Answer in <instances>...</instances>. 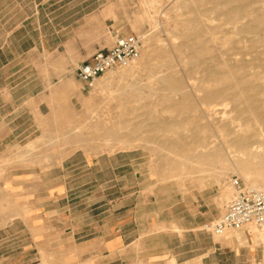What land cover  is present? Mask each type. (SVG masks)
<instances>
[{
    "label": "rangeland",
    "instance_id": "374dc122",
    "mask_svg": "<svg viewBox=\"0 0 264 264\" xmlns=\"http://www.w3.org/2000/svg\"><path fill=\"white\" fill-rule=\"evenodd\" d=\"M244 8L264 11V0H0V106L8 91L14 99L34 96L26 112L0 110V120L11 127L31 126L0 148V264L76 263L74 242L63 232L65 218H82L104 196L72 192L56 201L46 193L26 195L24 185L40 183L42 176L49 184L95 189L103 179L100 167L116 171L113 183L130 187L133 196L116 195L128 196L124 213L134 211L140 242L148 247L177 245L151 242L181 229L208 235L201 228L223 213L232 177L264 188V25L253 24L254 14L243 15ZM126 34L141 39L136 63L84 88L76 67ZM236 69L249 82L255 109L232 97L244 91L235 79L220 81L221 70ZM170 73L189 97L183 109L163 100L182 98L160 82ZM213 91L231 95L205 101ZM232 130L248 138L246 146L254 144L258 152L251 161L259 170H240L232 156L240 147L227 136ZM33 205L47 213L49 227L58 226L37 239V248L28 235H19L18 223L5 229ZM206 212L212 220L201 216ZM248 231L259 256L255 264H264V228Z\"/></svg>",
    "mask_w": 264,
    "mask_h": 264
},
{
    "label": "crops",
    "instance_id": "0c3cea01",
    "mask_svg": "<svg viewBox=\"0 0 264 264\" xmlns=\"http://www.w3.org/2000/svg\"><path fill=\"white\" fill-rule=\"evenodd\" d=\"M8 94L7 99L0 106V110L9 113L18 110L26 112V102L34 97L24 94L21 98L14 99L10 91ZM29 127L31 126L24 127L21 131L19 125L18 127H11L10 122H6L5 117L2 118L0 120V148L8 142L11 143L12 138L16 140L21 134L29 130ZM17 128H19L18 132L15 131ZM86 170L83 169V172ZM97 172L103 179L97 182L95 189H92L90 184L85 185L84 183L82 185L74 184L72 187L66 183L63 185L49 184L43 182V176L40 183L24 185L26 195L35 196L39 193H46L48 199L56 201L64 197L68 198L72 192H98L99 195L104 196L98 205L89 209L88 214L83 213L82 218L79 219L70 214L68 218H65L63 232L66 231L68 239H72L74 242L77 258L75 264H130L140 260L146 264H255L259 258L256 249H252L254 237L250 231L246 230L229 232L222 238H215L209 234L191 231L188 233L181 229L180 233L164 234L160 235L161 237L152 238V244L157 243V241H167L166 239L169 242L176 240L177 245L173 247L166 244L159 247H148L146 240H142V244L139 236V223L134 211L130 210L124 213L128 196L121 194L118 197L116 195L117 192H131L130 187L121 188L119 183H113V177L117 176L116 171L110 173L107 167L104 169L100 167ZM82 176L84 177L85 174ZM112 193L115 195H111ZM53 195L56 197L54 198ZM129 196L132 200L133 193L131 192ZM70 200L72 199H68V202ZM52 213L51 215L55 214ZM46 215L47 213L38 210L33 205V207L26 208L21 216L12 219L5 229L10 230L18 223L19 235H24V239L28 235L37 248V244L40 243L37 239H40L44 232L53 229L58 231V226L53 228L52 225L51 227L47 225ZM201 216H206L205 221L213 219V216L207 212ZM237 234L239 238L236 237ZM187 236H191L190 246H187ZM137 244L142 246L136 249L134 247Z\"/></svg>",
    "mask_w": 264,
    "mask_h": 264
},
{
    "label": "built area",
    "instance_id": "2783aa9c",
    "mask_svg": "<svg viewBox=\"0 0 264 264\" xmlns=\"http://www.w3.org/2000/svg\"><path fill=\"white\" fill-rule=\"evenodd\" d=\"M141 39L136 34L116 35L110 48L96 51L75 69L84 88L93 89L98 79L113 69L132 66L139 58ZM232 197L221 216L202 226L212 237L222 238L229 232L264 228V191L246 186L239 178L229 180Z\"/></svg>",
    "mask_w": 264,
    "mask_h": 264
},
{
    "label": "bare ground",
    "instance_id": "6f19581e",
    "mask_svg": "<svg viewBox=\"0 0 264 264\" xmlns=\"http://www.w3.org/2000/svg\"><path fill=\"white\" fill-rule=\"evenodd\" d=\"M235 3H237V2H235ZM239 3H241V2H239ZM238 3V4H239ZM243 3V2H242ZM237 8V7H236ZM233 9V8H232ZM245 9H247V8H244V10ZM243 10V9H242ZM241 10V11H242ZM230 11V10H229ZM246 11V13L245 14H243V15H251L252 13L254 14V11L253 12H251V11H248V10H245ZM256 12H258V11H256ZM227 13H228V11H227ZM235 14L237 15V19H240L243 15H242V13L239 11V10H237L236 9V11H235ZM228 15V14H227ZM238 16H240L239 18H238ZM229 18V17H228ZM230 19V18H229ZM252 20V22H253V24H255V25H264V11H261V12H258V13H255L254 14V16H253V18H251ZM235 20V19H234ZM236 22V21H235ZM239 25H241V23H238ZM252 24V23H251ZM244 25V24H243ZM242 25V26H243ZM246 25V24H245ZM250 25V24H249ZM248 27V26H247ZM238 28V27H237ZM244 31H247V30H244ZM240 32V31H239ZM199 50V49H198ZM193 51L195 52V51H197V50H194L193 49ZM196 53V52H195ZM191 64H192V66H194V65H196V63L192 60V62H191ZM224 67V66H223ZM219 69L220 68H222L221 66L220 67H218ZM234 68H236V67H233L232 68V70L234 69ZM229 70H231V68L229 67L228 68ZM235 70V69H234ZM237 70V69H236ZM240 70V69H239ZM221 71H223V77H224V80H220V81H225V79H235L234 81H235V83H236V86L237 87H239V86H241V87H244V91H240L241 93L237 96V94H236V96H234V95H232V97H234V98H236L237 100H240V102H245L246 104H247V106L250 108V109H255V105L257 104V101H256V103L254 102V99L251 97V95L249 94V91L247 92L246 91V86H247V84L249 83L248 81H247V79H246V81H245V79H243L244 78V76L242 77V73H241V71H236V72H226V73H224V70H221ZM226 71H228L227 70V68H226ZM243 71H246V70H243ZM247 72V71H246ZM248 73V72H247ZM256 73V72H255ZM245 74V73H244ZM249 74V73H248ZM247 74V75H248ZM254 74V73H253ZM258 74V73H257ZM247 75H245V78H246V76ZM250 76V75H249ZM254 76H256V75H254ZM254 76H252V79H254ZM257 76H259V75H257ZM218 77H219V74H218ZM217 79V78H216ZM215 79V80H216ZM257 79V78H256ZM255 79V80H256ZM251 80V79H250ZM216 81H218V80H216ZM229 80H227V82H228ZM252 81V80H251ZM160 82L161 83H163L164 84V88H165V90L166 91H169L170 92V94H177V93H180V94H182V98L179 100V101H174L173 100V98H172V96H170V97H167V98H165V99H163L164 101H165V104H167L168 106H169V108H172V109H183L184 107H186L189 103H190V100H189V97L187 96V95H185V94H183L181 91H182V83L181 82H179V80H177V79H175L172 75H171V73L170 74H168V75H165L164 77H162V78H160ZM231 82V81H230ZM229 82V83H230ZM248 82V83H247ZM253 82V81H252ZM251 82V83H252ZM221 83V82H220ZM228 83V84H229ZM254 83V82H253ZM227 83H226V85H228ZM225 85V84H224ZM225 85V86H226ZM229 85H231V84H229ZM229 89H230V87H229ZM235 89H237V88H235ZM239 89H240V87H239ZM226 90V89H225ZM241 90V89H240ZM229 91V90H228ZM228 91H227V94L225 93V92H223V91H218V92H214V93H209L208 95H206V97L204 98V100L205 101H212V102H214V101H216V99H218V98H225L228 94H230V92L228 93ZM231 91H235L234 90V87H233V89L231 90ZM235 92H237V91H235ZM255 92V91H254ZM237 93H239V91L237 92ZM235 94V93H234ZM257 94V93H256ZM231 95V94H230ZM231 97V98H232ZM256 97H257V95H256ZM207 103V102H206ZM209 103V102H208ZM261 104V103H260ZM216 106H222V103H216L215 104ZM258 107V106H257ZM74 133V132H73ZM227 136H229L230 137V140H231V142L232 143H234L236 146H238V147H240V152H237V151H234L233 152V154H232V156L234 157V160L236 161V163H237V165H238V167L240 168V170L243 172V173H247V171L248 170H252V169H256V170H259L260 168H261V166L260 165H253L252 164V161H251V159L252 158H255L256 157V153L258 152V150L256 149V147H254L253 145L254 144H250L249 146H246L247 144L246 143H248V138H246V137H242L241 135H238V131L237 130H232V131H230L229 132V134L227 135ZM251 140H254V138H251ZM243 149H247V152H243L244 150ZM215 156H216V158H219L220 157V151H217L216 153H215ZM232 157V158H233ZM251 188H254V189H259V190H262V191H264V188H262L260 185H258L257 184V182L256 181H252V183H251V186H250ZM254 228V227H253Z\"/></svg>",
    "mask_w": 264,
    "mask_h": 264
}]
</instances>
